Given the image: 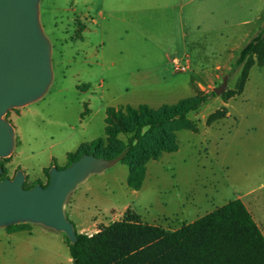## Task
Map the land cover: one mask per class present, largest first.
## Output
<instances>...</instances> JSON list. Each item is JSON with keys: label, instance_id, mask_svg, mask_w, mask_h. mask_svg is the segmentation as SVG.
I'll return each instance as SVG.
<instances>
[{"label": "rangeland", "instance_id": "rangeland-1", "mask_svg": "<svg viewBox=\"0 0 264 264\" xmlns=\"http://www.w3.org/2000/svg\"><path fill=\"white\" fill-rule=\"evenodd\" d=\"M40 22L53 81L41 100L5 116L15 128L14 151L0 159L6 178L23 171L26 189L46 186L48 169L65 168L69 154L104 136L108 107L159 109L212 93L227 76L226 91L189 114L198 133L178 132L179 151L149 162L140 190L118 163L80 184L65 211L82 234L124 220L175 231L241 199L264 234V65L255 57L238 95L241 73L232 74L264 26V0H42ZM134 78L145 87L134 88ZM33 228L48 234L19 235L14 249L0 230V263L73 264L65 234Z\"/></svg>", "mask_w": 264, "mask_h": 264}, {"label": "trees", "instance_id": "trees-1", "mask_svg": "<svg viewBox=\"0 0 264 264\" xmlns=\"http://www.w3.org/2000/svg\"><path fill=\"white\" fill-rule=\"evenodd\" d=\"M255 57L258 64L264 65V26L242 48L232 65V74L241 73L235 95L243 93ZM215 96L214 92H199L159 109L147 104L108 107L104 136L82 144L78 154H69L66 167L85 154L121 159L120 163L129 167L128 187L138 191L149 162L179 151L178 132L198 133L189 114L200 110ZM225 116L222 109L212 114L207 124ZM0 168H3L1 179H7L6 168L1 164ZM27 227L28 224H19L6 230L16 233L26 231ZM76 234L75 244L67 238L73 264H264V234L241 199L230 201L175 231L124 220L94 235L79 233L77 228Z\"/></svg>", "mask_w": 264, "mask_h": 264}, {"label": "water", "instance_id": "water-1", "mask_svg": "<svg viewBox=\"0 0 264 264\" xmlns=\"http://www.w3.org/2000/svg\"><path fill=\"white\" fill-rule=\"evenodd\" d=\"M41 1L0 0V159L10 157L15 148V128L5 119L7 113L41 100L53 81L51 43L40 22ZM227 85L226 76L213 92L220 96ZM120 162L85 154L64 169L52 167L48 185L30 189L24 187L23 171L13 179H1L0 168V229L40 225L65 234L75 244L76 228L65 211L69 196L91 175Z\"/></svg>", "mask_w": 264, "mask_h": 264}, {"label": "crops", "instance_id": "crops-1", "mask_svg": "<svg viewBox=\"0 0 264 264\" xmlns=\"http://www.w3.org/2000/svg\"><path fill=\"white\" fill-rule=\"evenodd\" d=\"M145 79L146 78H148V77H144ZM130 82L132 83V86L134 87V88H141V87H145V84H143V81H140V79H135L134 78V82H132L131 80H130ZM77 226V225H76ZM41 227V226H40ZM43 227V226H42ZM76 228H78V226L76 227ZM41 229V228H40ZM35 230V228H33V230H31V231H23V232H16V233H7L6 232V230H4V229H0V230H2V231H5V232H3V235H4V237L8 240V242L10 243L8 246H10L9 248L10 249H14V243H13V239H15V238H17V237H20L19 235H25V234H29L30 236L32 235V233H34V232H43V233H46V234H48L47 232H44V230ZM80 233V232H79ZM0 264H2V263H0Z\"/></svg>", "mask_w": 264, "mask_h": 264}, {"label": "built area", "instance_id": "built-area-1", "mask_svg": "<svg viewBox=\"0 0 264 264\" xmlns=\"http://www.w3.org/2000/svg\"><path fill=\"white\" fill-rule=\"evenodd\" d=\"M181 69H182V70H186V66H182Z\"/></svg>", "mask_w": 264, "mask_h": 264}]
</instances>
